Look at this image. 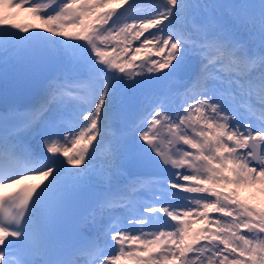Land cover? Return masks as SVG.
<instances>
[{
	"label": "snow or ice",
	"instance_id": "obj_1",
	"mask_svg": "<svg viewBox=\"0 0 264 264\" xmlns=\"http://www.w3.org/2000/svg\"><path fill=\"white\" fill-rule=\"evenodd\" d=\"M0 97V264H264V0H0Z\"/></svg>",
	"mask_w": 264,
	"mask_h": 264
},
{
	"label": "bare ground",
	"instance_id": "obj_2",
	"mask_svg": "<svg viewBox=\"0 0 264 264\" xmlns=\"http://www.w3.org/2000/svg\"><path fill=\"white\" fill-rule=\"evenodd\" d=\"M29 18H30L29 16H26V17L24 18V21H25V22H23V23H26V20L29 19ZM17 22H18V23H21V22H20V19H18Z\"/></svg>",
	"mask_w": 264,
	"mask_h": 264
},
{
	"label": "rangeland",
	"instance_id": "obj_3",
	"mask_svg": "<svg viewBox=\"0 0 264 264\" xmlns=\"http://www.w3.org/2000/svg\"><path fill=\"white\" fill-rule=\"evenodd\" d=\"M246 195V194H245Z\"/></svg>",
	"mask_w": 264,
	"mask_h": 264
}]
</instances>
